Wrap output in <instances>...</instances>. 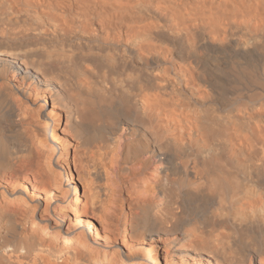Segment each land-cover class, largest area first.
I'll return each mask as SVG.
<instances>
[{"label": "bare ground", "instance_id": "bare-ground-1", "mask_svg": "<svg viewBox=\"0 0 264 264\" xmlns=\"http://www.w3.org/2000/svg\"><path fill=\"white\" fill-rule=\"evenodd\" d=\"M0 264H264V0H0Z\"/></svg>", "mask_w": 264, "mask_h": 264}, {"label": "rangeland", "instance_id": "rangeland-1", "mask_svg": "<svg viewBox=\"0 0 264 264\" xmlns=\"http://www.w3.org/2000/svg\"><path fill=\"white\" fill-rule=\"evenodd\" d=\"M47 107H48V105H47ZM48 111V110H47Z\"/></svg>", "mask_w": 264, "mask_h": 264}]
</instances>
